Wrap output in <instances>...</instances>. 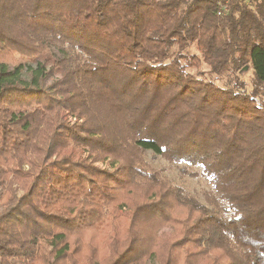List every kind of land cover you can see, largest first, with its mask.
Returning <instances> with one entry per match:
<instances>
[{
  "label": "trees",
  "instance_id": "1",
  "mask_svg": "<svg viewBox=\"0 0 264 264\" xmlns=\"http://www.w3.org/2000/svg\"><path fill=\"white\" fill-rule=\"evenodd\" d=\"M218 2L0 0V264H264V0Z\"/></svg>",
  "mask_w": 264,
  "mask_h": 264
},
{
  "label": "rangeland",
  "instance_id": "2",
  "mask_svg": "<svg viewBox=\"0 0 264 264\" xmlns=\"http://www.w3.org/2000/svg\"><path fill=\"white\" fill-rule=\"evenodd\" d=\"M190 52L193 54H197V50L194 48L190 49ZM18 63H22L26 66V69L23 71L20 78L23 80H31L33 77L36 76V65L31 64L28 60H24L19 58ZM10 68H14L13 65ZM204 68V67H203ZM207 70V68H204ZM243 80L245 81L247 88L250 90L253 87L254 83V73L251 69H247L246 71L242 72ZM227 79H225L226 81ZM219 84H222L219 82ZM147 160L152 164V166L156 169H162L164 174L169 177L173 182L183 186L190 194L196 197L199 201L203 204L208 205V202L205 199L204 194L206 192H212L211 185L209 184L208 180L203 177L192 178L187 175H182L180 172V165L171 164L167 160L163 159L160 156H154L151 151L146 152ZM99 167L111 168V162H99L97 163ZM199 167H196L195 170H199ZM165 235L171 236L172 232L169 229L163 230Z\"/></svg>",
  "mask_w": 264,
  "mask_h": 264
},
{
  "label": "built area",
  "instance_id": "3",
  "mask_svg": "<svg viewBox=\"0 0 264 264\" xmlns=\"http://www.w3.org/2000/svg\"><path fill=\"white\" fill-rule=\"evenodd\" d=\"M229 1L230 0H227V2H229ZM218 3H219V8H220L218 14L223 16L228 12L229 9L227 8V6L225 4H221V0H219Z\"/></svg>",
  "mask_w": 264,
  "mask_h": 264
}]
</instances>
